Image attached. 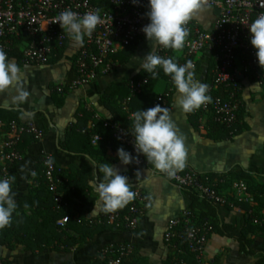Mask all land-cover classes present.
Returning <instances> with one entry per match:
<instances>
[{"label": "crops", "instance_id": "crops-1", "mask_svg": "<svg viewBox=\"0 0 264 264\" xmlns=\"http://www.w3.org/2000/svg\"><path fill=\"white\" fill-rule=\"evenodd\" d=\"M214 14V10L208 7L194 14L193 19L208 27ZM79 47L67 34V45L58 60L46 65L20 66L22 86L29 93L26 102L14 100L17 95L15 87L0 92V109L21 112L24 115L22 121L37 115L36 122L43 128L40 140L26 137L19 146L22 157L12 169L16 201L39 188L40 157L43 153L51 156L71 179L73 188H77L76 194L83 191L82 184L87 188L83 195L85 199L73 195L71 189L65 194L69 221L60 232L74 240V245H61L59 250L49 247L41 251H30L24 244L0 246V256L5 264H91L99 261L100 250L105 245L127 242L133 244L134 251L123 264H176L180 254L175 247L163 241V234L168 220L186 209H191L214 225L205 248V257L212 264H264V230L249 226L246 205L238 211L199 197L193 200L191 192L152 175L147 167H140L130 183L133 188H139L145 198L137 228L128 230L98 223L101 210H93L99 196L90 187V181L99 182L102 179L98 166L109 163L120 174L131 167V164H123L117 156L118 148H126L107 130L102 129L99 134L98 126L104 120H114L131 130L132 114L136 111L130 106L126 115L120 109L119 101L128 93L127 81L142 71L139 64L149 53L150 44L144 37L131 51L123 50L115 55L116 67L111 72L81 88L58 94L54 88L72 77L73 61ZM207 70L208 60L202 57L196 79L201 81ZM241 85V107L232 137L210 126L201 129L194 112L184 114L176 105L175 89L168 109L185 137L188 156L184 168L201 174H227L252 188L261 189L264 188V79L259 81L255 77H243ZM254 85H259V90L252 88ZM164 87L162 80L153 83L156 94ZM86 107L97 113L99 120H91V111H87ZM5 123L0 119V124ZM93 132L101 137L97 143L91 142ZM85 133L89 136H83ZM33 171L36 173L34 177L31 175ZM33 202L36 203V200ZM27 203L23 202L24 205ZM18 213L35 218L38 226H45L50 221L48 214L36 205L26 206ZM243 234L249 242L241 247ZM185 264L194 262L187 258Z\"/></svg>", "mask_w": 264, "mask_h": 264}, {"label": "built area", "instance_id": "built-area-1", "mask_svg": "<svg viewBox=\"0 0 264 264\" xmlns=\"http://www.w3.org/2000/svg\"><path fill=\"white\" fill-rule=\"evenodd\" d=\"M208 3L209 8L219 10V14H214L210 26L205 27L192 19L187 25L189 34L182 50H155L165 58L173 57L179 64L191 61L195 65V72L201 58H207L208 70L201 82L208 85L212 100L194 113L201 129L219 125L227 130L228 137H232L241 107V78L249 76L259 81L264 79V68L258 64L248 29L259 15L264 14V7L260 5L261 0H208ZM68 9L80 16L99 10L101 20L92 36L85 37L83 45L77 50L72 78L55 86L54 90L58 94L81 88L111 72L116 67L114 56L138 44L145 37L142 28L150 22L146 15L148 0H137L135 4L132 0H106L105 6L94 4L91 0H0V49L22 67L54 62L67 45V33L55 21L60 13ZM17 47L20 48V54L14 58L12 53ZM158 80L163 81L164 90L154 96L147 108L156 104L168 108L175 87L171 78L159 70L156 79L144 71L129 79L126 83L128 93L119 101L120 109L129 113L133 98ZM86 110L91 111L88 107ZM90 116L93 121L99 120L98 114L93 111ZM1 127L5 129L0 139V178H7L12 176L13 166L22 157L19 145L23 136H29L34 141L40 140L43 128L33 119L11 120L0 124ZM102 127L109 129L112 137L137 157L131 163L133 167H147L152 175L164 178L212 204L238 211L242 210V205H246L247 223L264 228V189L252 188L227 174H201L188 168L169 177L147 162L142 154L136 153L134 137L124 124L104 120ZM100 138L96 132L91 134L92 143H97ZM40 166L53 209L57 212L66 211L56 221L58 230L63 231L69 221L65 196L68 177L48 154L41 155ZM133 191L136 193L135 199L125 211L120 209L105 213L101 210L98 223L136 229L145 198L139 188L135 187ZM213 231L211 221L186 209L168 220L163 241L175 247L180 254L176 264H185L187 258L194 264H212L205 257V248ZM133 251L132 243L107 244L100 250L99 264H123ZM0 264L5 262L0 259Z\"/></svg>", "mask_w": 264, "mask_h": 264}, {"label": "clouds", "instance_id": "clouds-1", "mask_svg": "<svg viewBox=\"0 0 264 264\" xmlns=\"http://www.w3.org/2000/svg\"><path fill=\"white\" fill-rule=\"evenodd\" d=\"M132 2L135 4L137 0ZM260 5L264 7V0ZM208 7V0H148L146 15L150 22L142 31L150 44V51L139 65L152 79L158 77L159 70L171 78L177 93L174 100L184 114L193 113L211 103L208 85L196 79L195 65L191 61L179 64L173 57L158 55L155 49L182 50L189 34L188 23L194 14ZM100 20L99 10L80 16L68 9L60 13L55 23H59L69 38L82 46L84 38L92 36ZM248 29L258 64L264 68V14L259 15ZM12 87L17 92L14 100L26 102L29 93L22 86V70L0 49V92ZM252 88L259 90V85ZM132 121L131 134L136 153L142 154L147 162L169 177L184 169L188 156L185 137L167 107L156 104L146 110H138L132 114ZM117 156L125 165L137 159L123 147L117 149ZM98 170L103 174L102 179L99 182L90 181V187L99 196L94 202L93 212L99 208L105 213H114L135 199L136 193L127 176L120 174L109 163L98 166ZM31 175L34 177L36 173L33 171ZM14 182V176L0 178V230L11 227L17 209L16 193L12 188Z\"/></svg>", "mask_w": 264, "mask_h": 264}, {"label": "trees", "instance_id": "trees-1", "mask_svg": "<svg viewBox=\"0 0 264 264\" xmlns=\"http://www.w3.org/2000/svg\"><path fill=\"white\" fill-rule=\"evenodd\" d=\"M91 1L94 4H97L99 6H105L106 5V0H91ZM134 46L127 47L126 49H124V51L129 52V51H131L130 49H132ZM62 53L63 52L58 54V57L56 60H58L60 58ZM19 54H20V48L17 47L16 49H14L12 56L14 58H18ZM70 78H72V77H70ZM154 82L155 81H153L149 86L145 87L141 91L140 94H138L137 96H135L133 98V100L131 102V109L132 110L138 111V110H142V109H145V110L147 109L149 104L152 102L154 96L156 95V93L154 92V89H153V83ZM36 117H37V115L33 116V118L28 117V119H33V120L37 121ZM21 118H24V115L19 111L0 109V119L2 121H6V123L11 121V120L22 121ZM98 127H99V130H97V132L99 134H100V131L102 129H105L111 135V132L109 129L103 128L102 125H99ZM210 128L211 129L212 128L213 129H220L225 134L227 133V130L224 127L219 126V125H211ZM4 129H5V127L2 130L0 129V136L2 135V131ZM83 136L88 137L89 133H85V134H83ZM26 137H29V136H23V139ZM1 139H2V137H1ZM21 145H19V146L21 147ZM139 168L140 167H133L131 165L129 170L125 173H122V175L127 176L129 179V183H131V181L136 177L137 170ZM63 174H65V173L63 172ZM67 185H68L67 191L69 189H71L72 190L71 193L73 195H75L79 198L83 197L85 199V197L83 195L86 194L87 188L85 187L84 184L81 185V188L83 190L81 192V194H76L77 188L75 186L73 188V184H72V181L70 178H68V184ZM133 189L134 188L132 187V190ZM262 189H264V188H262ZM30 193L31 194L28 195V197L23 198L22 200L17 202V209L13 214V222H12L11 227L5 228L4 230H0V246L12 247L14 244H24L26 249H28L30 251H34V250L41 251V250H43L45 248H49V247H52L51 249L59 250L61 245L68 246V247L74 245L75 244L74 240H72L71 238L65 237L64 234L56 228V221L58 220V218L65 215L66 211L61 210V211L57 212L53 209V202L51 200V197H50L48 191L46 190V188L44 186V182H43L42 177L40 178L39 188H37L36 190H33ZM190 195H191L193 200H196L198 197L194 193H190ZM34 200H36V203L33 202ZM24 201H26L28 203L24 205L23 204ZM129 204L121 210L125 211L127 209V207L129 206ZM35 205L40 210L45 211L48 214V216L50 217L49 223H47L45 226H38L35 218L27 217L22 213H18V211H21L26 206L27 207H33ZM249 226L254 227L252 225H249ZM254 228H258V227H254ZM259 229L264 230V228H259ZM244 235L245 234H243L240 238L241 247L248 244V242H249L248 240L245 239ZM0 259L3 260V258L1 256H0ZM91 264H99V261H95Z\"/></svg>", "mask_w": 264, "mask_h": 264}, {"label": "water", "instance_id": "water-1", "mask_svg": "<svg viewBox=\"0 0 264 264\" xmlns=\"http://www.w3.org/2000/svg\"><path fill=\"white\" fill-rule=\"evenodd\" d=\"M214 13H215V14H219V10L215 8V9H214Z\"/></svg>", "mask_w": 264, "mask_h": 264}]
</instances>
